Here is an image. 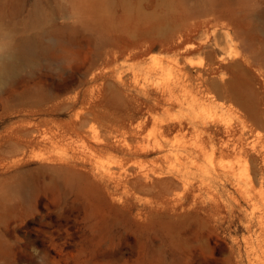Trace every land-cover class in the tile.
<instances>
[{
    "label": "rangeland",
    "instance_id": "1",
    "mask_svg": "<svg viewBox=\"0 0 264 264\" xmlns=\"http://www.w3.org/2000/svg\"><path fill=\"white\" fill-rule=\"evenodd\" d=\"M27 38L32 62L0 89V264H264V181L165 128L238 119L180 69L229 46L264 62V0H0V52Z\"/></svg>",
    "mask_w": 264,
    "mask_h": 264
},
{
    "label": "bare ground",
    "instance_id": "2",
    "mask_svg": "<svg viewBox=\"0 0 264 264\" xmlns=\"http://www.w3.org/2000/svg\"><path fill=\"white\" fill-rule=\"evenodd\" d=\"M216 45L221 46L217 42ZM37 46L38 42L34 38L15 43L11 40L7 42L0 52V89L17 78L21 70L32 62L30 54ZM42 50L46 52L47 47L43 46ZM211 60L213 62L210 61L208 66L203 68L197 67V63H184L180 69L183 82L192 92L193 88H197L201 92H209L213 96L224 98L229 102V107L238 105L242 108L240 111L237 108L238 119L232 122L222 117L195 116L187 120L166 123L165 128L191 129L195 138H204L213 150L244 157L246 166L252 170L255 179L264 181V147L257 148L252 141V134L257 128L264 132V108L261 106L262 100L254 97L255 88L250 78L251 68L256 66L262 72L264 62L252 59L241 52L233 53L230 46L226 49V54L217 60L212 57ZM223 69L233 71L230 76H226ZM252 79L255 78L252 76ZM182 150L188 156L197 152L193 147H184ZM261 225L258 244L260 247L264 245V222H261Z\"/></svg>",
    "mask_w": 264,
    "mask_h": 264
}]
</instances>
